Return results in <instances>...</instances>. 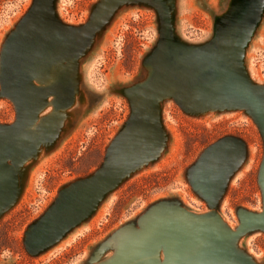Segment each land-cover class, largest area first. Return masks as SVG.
Instances as JSON below:
<instances>
[{"label":"rangeland","instance_id":"1","mask_svg":"<svg viewBox=\"0 0 264 264\" xmlns=\"http://www.w3.org/2000/svg\"><path fill=\"white\" fill-rule=\"evenodd\" d=\"M216 37L211 62L229 70L196 93L198 75L165 55L179 45L198 53ZM257 85L264 0H0V264H97L115 252L118 229L139 227L162 201L211 215L264 264V229H253L264 228ZM177 86L221 109L188 111ZM229 104L252 106L263 131ZM227 135L244 140L240 162L228 145L210 152L190 170L196 190L190 167ZM145 226L160 242L155 218ZM149 249L138 263L166 261Z\"/></svg>","mask_w":264,"mask_h":264},{"label":"water","instance_id":"2","mask_svg":"<svg viewBox=\"0 0 264 264\" xmlns=\"http://www.w3.org/2000/svg\"><path fill=\"white\" fill-rule=\"evenodd\" d=\"M24 22L25 19L19 24L21 29L25 25ZM184 49L185 48L180 45L179 49L174 47L172 52L165 55V58L168 56L176 58L179 62L178 67L182 66L179 70H192L198 75L200 81L197 82L196 85L190 87L192 90L196 89V93L206 87L204 82L206 80L204 79H216L218 74H226L229 70V65L225 61H221L218 65H214L211 62L214 53L221 50L218 37H216L211 46H204L198 53L187 54L183 52ZM7 50L6 60L9 56V49ZM242 62L243 61L239 63V67L244 73H247L243 68ZM32 76L33 74L29 72L27 77L23 76L21 79L29 83V79L31 80ZM177 88L176 99H178L181 105H184L183 107H186L188 111H194L196 107H202L203 104L201 106H199V104H192L190 101L191 97H189V100H186L185 97L182 96L179 86H177ZM258 89L261 90V94L264 95V85H259ZM236 107H247L248 111L253 114L263 131L258 113H256L252 106L245 104H229L226 105L224 109ZM214 109H221V106L213 107V105H203V110H205V112ZM137 115V113L132 114V117L127 122V135H130L134 129ZM132 126L133 128L131 130L130 128ZM121 139L119 141H121ZM243 144L244 140L240 137L227 135L208 146L198 157L194 165L190 167L188 172L190 181L191 168L193 172L197 171L207 154L214 150H218L224 145H228L234 149L235 162H240L244 153ZM11 145L12 141L9 143V146ZM259 181L264 193V159L260 169ZM226 183L227 181L225 180L221 187V191L224 189ZM193 186L196 189L194 184ZM208 201L210 202L209 199ZM176 210H180L181 216L176 217L170 215H173V212ZM248 212L252 213L253 211L241 209L239 216L241 217ZM154 218L156 223L160 225L159 229L160 233H162L160 235V242H156V240H152V238L150 239L148 237L152 234L151 228L145 226L147 221ZM139 225L138 227L129 224L118 229L109 239V242L114 243L115 252L108 259L100 261L97 264H140L138 261L142 256L141 252L143 256L147 258L146 253L149 252V248H154L155 246L163 249V255L166 258L164 263H161L160 260L156 258L155 264H262L243 249L236 248L234 240L235 233L227 229L218 220L214 219L211 215L194 213L177 203L162 201L153 205L140 217ZM253 229L264 228L255 227ZM125 234L128 236L126 237ZM124 236L126 238H124Z\"/></svg>","mask_w":264,"mask_h":264},{"label":"bare ground","instance_id":"3","mask_svg":"<svg viewBox=\"0 0 264 264\" xmlns=\"http://www.w3.org/2000/svg\"><path fill=\"white\" fill-rule=\"evenodd\" d=\"M154 262H155V260L152 262V264H155ZM143 264H145V263H143Z\"/></svg>","mask_w":264,"mask_h":264}]
</instances>
